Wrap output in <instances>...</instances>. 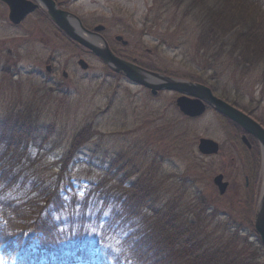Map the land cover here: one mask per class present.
<instances>
[{
  "label": "rangeland",
  "instance_id": "obj_1",
  "mask_svg": "<svg viewBox=\"0 0 264 264\" xmlns=\"http://www.w3.org/2000/svg\"><path fill=\"white\" fill-rule=\"evenodd\" d=\"M155 1L73 0L71 8L87 26L104 25L102 34L114 50L130 56L132 51H138L144 54L139 59L143 64L202 80L212 89L216 87L217 95L225 91L239 107L250 108L248 112L264 124V95H260L264 92L263 69L236 68L224 56L209 63L206 57L213 55L217 46L209 53L200 48L199 19L193 10H186L190 0L181 5L173 0ZM33 22L30 19L12 26L5 13L0 17V121L7 108L11 113L14 104L20 110L30 109L36 120L25 148L26 168L40 171L41 179L58 181L62 192L75 191L79 197L87 186L113 176V172L108 173L110 161L121 153L135 157L141 170L152 179L156 162L160 161L154 184L163 196L160 205L168 203L193 223L207 219L216 210L220 219L233 213L247 217L250 209L245 203L246 173L238 169L241 165L229 141L227 119L210 109L197 119L184 118L175 109V93L164 91L152 96L144 87L114 76L99 58L80 47L53 36L48 42L41 40L49 36L47 27ZM237 28L224 41L230 40ZM115 35H122L129 44L122 47L113 39ZM79 58L87 62V69L80 68ZM63 72L67 77L62 76ZM250 100L254 102L249 104ZM85 125L91 132L87 142L74 151L62 170L61 159ZM199 137L218 141L222 146L220 154H200ZM218 173L224 174L230 184L222 196L213 184ZM248 176L255 184L254 172ZM114 183L111 180L108 186ZM235 190L239 192L237 196H233ZM201 205L206 206L203 211ZM26 236L34 239L31 232ZM0 262L20 264L15 257L7 260L1 254ZM43 262L36 264H50ZM51 264L62 263L53 260Z\"/></svg>",
  "mask_w": 264,
  "mask_h": 264
},
{
  "label": "trees",
  "instance_id": "obj_2",
  "mask_svg": "<svg viewBox=\"0 0 264 264\" xmlns=\"http://www.w3.org/2000/svg\"><path fill=\"white\" fill-rule=\"evenodd\" d=\"M183 1L173 0L177 5ZM186 10H193L199 19L200 48L209 53L217 46L206 57L209 63L224 56L236 68L261 67L264 81V0H190ZM235 26V34L224 41ZM218 96L239 107L229 93L222 91ZM239 108L249 113L250 108ZM19 110L14 104L9 114L7 108L0 121L2 256L16 257L20 264L264 262V248L248 218L242 222L233 215L220 219L216 210L193 223L168 203L160 205L163 196L154 185L160 161L152 179L135 157L121 153L110 161L108 173L113 176L107 174L109 179L85 188L79 197L75 191L62 192L58 181L41 179L40 171L25 166L35 116L28 108ZM90 133L85 125L73 137L60 161L62 170ZM111 180L115 183L108 186ZM200 208L203 211L206 206ZM30 232L32 240L26 236Z\"/></svg>",
  "mask_w": 264,
  "mask_h": 264
},
{
  "label": "water",
  "instance_id": "obj_3",
  "mask_svg": "<svg viewBox=\"0 0 264 264\" xmlns=\"http://www.w3.org/2000/svg\"><path fill=\"white\" fill-rule=\"evenodd\" d=\"M3 1L9 6L8 17L14 24L20 23L28 13L37 7V4L29 0ZM44 1L47 5V12L53 21L70 38L89 48L95 55L100 57L112 70L121 72L132 82L149 88L154 95L163 89L180 92L182 95L176 99V105L185 115L191 117L199 116L205 111L206 104L213 107L218 112L239 124L244 130L253 134L259 140L264 154V128L241 110L215 96L209 87L198 82L149 71L121 59L110 50L107 42L102 41L101 45H97L83 34L85 32L93 35L90 31L83 28L81 32H78L70 27L66 18L68 13L57 9L53 0ZM101 28V26H97L95 29ZM117 38L121 39L119 36ZM78 63L81 68H87V64L83 59H80ZM198 150L202 154L217 153L218 143L210 138L201 137L198 143ZM222 179L223 176L221 174L214 177V183L217 185L220 193H224L227 187V182H223ZM254 227L264 246V177L254 214Z\"/></svg>",
  "mask_w": 264,
  "mask_h": 264
},
{
  "label": "flooded vegetation",
  "instance_id": "obj_4",
  "mask_svg": "<svg viewBox=\"0 0 264 264\" xmlns=\"http://www.w3.org/2000/svg\"><path fill=\"white\" fill-rule=\"evenodd\" d=\"M34 3H37V7L27 14L25 18L18 24H13L9 20V24L12 26H20L23 22L33 19L34 24H42L46 29L48 30L49 36L46 37H41L40 39L48 42L49 37L53 36L55 39L59 41H66L70 43L73 46H79L75 41H73L54 21L53 19L49 16L47 12V5L44 0H29ZM55 3V6L57 9L64 11L68 13L66 16L67 18V23L70 27L74 28L76 31L81 32L84 29L90 31L94 37L101 36L105 38L103 34H99L98 31H95L93 27H89L85 24V22L77 16V14L72 10V4L73 0H53ZM8 15L9 13V6L8 4L0 0V17L3 14ZM32 23H30L31 25ZM28 29V28H27ZM103 29L100 30V32ZM28 33V32H27ZM29 34V33H28ZM37 37V36H36ZM87 51V50H85ZM88 52V51H87ZM134 54V51H132ZM123 57L127 58L128 56L125 54H121ZM9 56H12V51L9 48ZM133 60V58H132ZM135 60V58H134ZM228 123L230 125V132H231V138H229V141L231 143L232 148L236 152V160L238 161V164L241 166L238 168L241 172H245V194H246V201L245 203L248 205H253L254 200L257 201V197L259 195V189H260V178H253L255 184H251L249 181V176L252 171L254 173L257 171V174L262 170L263 168V153L261 150L260 143L256 139L255 136L252 134L248 133L244 129H242L240 126L236 125L233 121L228 120ZM222 149V146L220 145V150ZM231 158V162H235V158ZM222 159H226L223 157ZM222 164L224 163L227 165V162L225 160H221ZM224 173V169H222ZM224 175V174H223ZM229 183V181H227ZM230 185V184H229ZM239 192L237 190L234 191L233 196H237Z\"/></svg>",
  "mask_w": 264,
  "mask_h": 264
},
{
  "label": "snow or ice",
  "instance_id": "obj_5",
  "mask_svg": "<svg viewBox=\"0 0 264 264\" xmlns=\"http://www.w3.org/2000/svg\"><path fill=\"white\" fill-rule=\"evenodd\" d=\"M0 264H2V262H0Z\"/></svg>",
  "mask_w": 264,
  "mask_h": 264
}]
</instances>
